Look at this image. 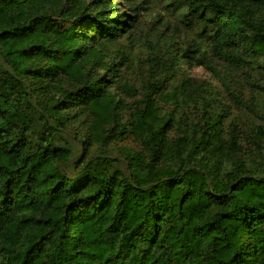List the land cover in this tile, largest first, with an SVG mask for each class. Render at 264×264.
<instances>
[{"label":"trees","instance_id":"1","mask_svg":"<svg viewBox=\"0 0 264 264\" xmlns=\"http://www.w3.org/2000/svg\"><path fill=\"white\" fill-rule=\"evenodd\" d=\"M260 82L264 0H0V264H264Z\"/></svg>","mask_w":264,"mask_h":264},{"label":"rangeland","instance_id":"2","mask_svg":"<svg viewBox=\"0 0 264 264\" xmlns=\"http://www.w3.org/2000/svg\"><path fill=\"white\" fill-rule=\"evenodd\" d=\"M142 14H143V16L141 18L142 22L140 25V30H143L147 33H149V32L151 33L153 31L152 24L154 21H156L157 18H156V16L153 15L152 10L143 11ZM159 26H160L159 27L160 32H163L164 27L162 29L161 25H159ZM172 28L175 29L174 26H172ZM167 34L171 35L172 30L167 32ZM141 57L144 60L143 55ZM218 64H219L218 65V74H219L218 76H221V77L214 75L211 71H209L203 67L189 66V67L185 68V71L187 72V74L189 76H192L198 80L210 82L212 85L217 87V90H220V91H222V88H223V85L225 82V83L229 84L232 88L236 89V91H237L236 95H238V96L241 95V97H244L248 101H249L250 97L256 96L255 89L252 86V79L250 81L251 83H249L246 79V76H244L243 74H240L237 72L233 73V72L229 71L222 63H218ZM255 78H256V76H255ZM259 78H263V77L260 76ZM260 84H264V83L260 82ZM241 90L243 91V94L239 93ZM225 97L229 101L232 102V97L230 95L226 94ZM256 99L257 98L250 100V101H255ZM256 108L258 109L257 106H256Z\"/></svg>","mask_w":264,"mask_h":264}]
</instances>
